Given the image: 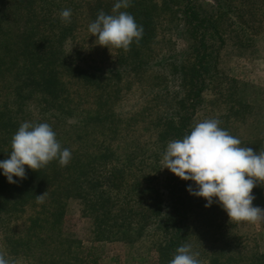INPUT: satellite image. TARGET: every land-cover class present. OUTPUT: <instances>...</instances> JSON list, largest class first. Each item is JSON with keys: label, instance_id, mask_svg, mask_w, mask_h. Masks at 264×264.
I'll return each instance as SVG.
<instances>
[{"label": "trees", "instance_id": "1", "mask_svg": "<svg viewBox=\"0 0 264 264\" xmlns=\"http://www.w3.org/2000/svg\"><path fill=\"white\" fill-rule=\"evenodd\" d=\"M234 1L131 0L120 11L134 16L143 36L128 52L113 47L104 67L71 58L67 48L100 10L112 14L117 0H0V160L8 158L11 138L26 121L49 123L62 148L72 152L65 167L57 160L38 171L26 165L27 178L14 177L17 183L0 169V253L27 264H97L65 225L74 197L94 218L100 242H132L144 230L156 231L160 264H169L184 244L192 245L202 264H264V252L236 234V223L218 203L205 207V198L190 194L195 182L172 172L152 177L136 167L134 156L120 152L139 127L168 143L207 118L219 119L242 146L264 149V119L245 121L264 112L238 99L239 83L218 70L227 40L238 49L256 44L264 0H238L242 7ZM66 8L72 10L67 24L60 19ZM165 29L176 46L158 53ZM179 40L185 43L180 49ZM132 86L153 98L120 114L116 103ZM217 102L226 104L225 113L210 116L209 105ZM45 191L44 202L37 203ZM252 194L253 205L264 206V185Z\"/></svg>", "mask_w": 264, "mask_h": 264}, {"label": "clouds", "instance_id": "2", "mask_svg": "<svg viewBox=\"0 0 264 264\" xmlns=\"http://www.w3.org/2000/svg\"><path fill=\"white\" fill-rule=\"evenodd\" d=\"M131 6V0H117L112 14L103 10L88 26L96 36L98 45L130 51L133 41L137 44L143 36V26L138 25L132 14L120 11ZM72 10L63 9L60 19L71 23ZM221 121L207 118L196 122L190 134L182 139L171 140L162 153L161 169L167 168L183 180L195 182L196 188L188 186L190 194L203 197L210 207L218 203L234 222L257 223L264 221V208L253 205L252 190L264 185V149L255 151L242 146L239 138L220 127ZM72 152L62 148L56 132L47 122H23L11 138L8 158L0 160V169L9 183H17L14 177L27 178L25 166L38 171L53 160L61 167L68 165ZM46 191L36 196L43 203ZM216 198V199H214ZM199 253L193 252L191 244L176 249L169 264H202ZM0 264H15L0 253Z\"/></svg>", "mask_w": 264, "mask_h": 264}, {"label": "rangeland", "instance_id": "3", "mask_svg": "<svg viewBox=\"0 0 264 264\" xmlns=\"http://www.w3.org/2000/svg\"><path fill=\"white\" fill-rule=\"evenodd\" d=\"M205 1L206 3L216 4L219 0ZM222 1L224 3L228 2V0ZM233 4L242 7L238 4V0H235ZM261 17L264 19V16ZM257 26L258 23L255 22L254 27L256 30L260 29ZM165 32H167V29L163 30L158 38L159 41L156 46L158 53L164 52L163 50L168 48L173 49L176 46L174 41L169 42L167 40V34ZM262 32H264V24L260 30V34L255 36L257 41L254 47L238 49L232 44V39L227 40L226 45L220 52L218 70L226 78L228 77V79L224 78L226 81L235 79L239 83L236 88L238 99H241L245 104H249L253 111L261 110L264 112V33ZM96 39V36L91 35L87 29L77 31L68 43L67 50L70 53V57H76L79 62L81 61L86 65L90 64L104 67L109 65L115 50L113 47L109 49L106 46L98 45ZM184 44V41L179 40L178 48L184 47ZM135 88V86H132V89L126 92L121 97L122 99L116 103V110L120 114L133 113L141 104H144L145 99L153 98V95L147 94L143 89L135 90ZM74 98L76 99L75 95ZM209 106L210 110H212L209 113L210 116L225 113L226 104L224 102H217L215 106L211 104ZM169 110L168 107L166 112ZM161 111L165 112L163 106H161ZM255 114H257L256 117L249 115L245 118V121L251 124L253 121H262L264 119V113L257 111ZM153 116L154 118H158L156 112ZM239 132L242 133V131ZM121 145L120 152L130 153L128 155L134 156L135 160L133 161L136 167L146 170L152 177L158 175L160 179L162 176L168 175V172H171L167 168H160L162 166V153L166 150L167 142L157 140V134L151 128L145 129L139 127L134 133L131 132ZM259 207L264 208V206ZM235 223L234 229L236 230V234L247 239L251 247H258L264 252V221L257 223ZM65 225L84 246L87 253L86 258L92 259L95 257L99 259L97 264L161 263L155 244L158 239V233L156 231L144 230L140 237L134 235L136 238L132 242L123 240L100 242L95 236L94 218L83 214V205L78 198L72 197L68 200ZM14 262L15 264H27L19 260H15Z\"/></svg>", "mask_w": 264, "mask_h": 264}]
</instances>
